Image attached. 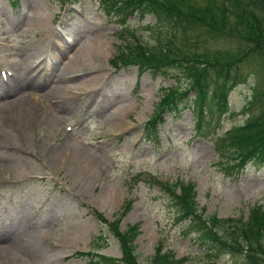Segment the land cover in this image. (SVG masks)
Here are the masks:
<instances>
[{
    "label": "rangeland",
    "instance_id": "obj_1",
    "mask_svg": "<svg viewBox=\"0 0 264 264\" xmlns=\"http://www.w3.org/2000/svg\"><path fill=\"white\" fill-rule=\"evenodd\" d=\"M12 1L0 0V28L10 40L8 46L0 42V59L15 71L8 86L0 82V105L10 104L0 114V168L14 169L11 177L0 179V247L16 244L26 264H87L69 258L78 251L116 257V262L122 256L119 243L92 209L113 221L130 205L121 230L140 225L139 264H151L159 242L177 258H188L185 264H245L217 252L210 256L187 236L169 197L154 183L155 177L170 185L196 183L194 200L206 219L241 223L253 206L264 205V169L249 165L233 178L215 165L216 139L248 118L245 109L255 86L262 102L255 113L264 108V55L245 51L234 33L240 27L233 0H188V10L198 11L201 21L169 39L180 53H205L208 60L222 62L235 57L236 68L247 77L229 92L227 114L210 112L199 121L189 110L181 117L167 113L158 143L145 139V124L168 88L180 82L186 87L190 80L174 79L175 72L167 78L142 75L136 67L111 63L122 46L153 48L165 31L156 27L154 16L133 17L123 32L119 21L105 14L101 0H19L18 7ZM75 10L83 13L87 32L81 39L75 38ZM208 21L217 28L206 26ZM55 30L69 42L85 41L94 52L104 42L101 81L86 80L92 72L80 71L91 67L77 63L72 75H83L64 85L70 88H55L54 76L67 59L54 40ZM180 53L179 59L187 54ZM34 58L38 64L46 59L47 68L30 69ZM122 107L128 110L119 115ZM229 226L227 232L233 222Z\"/></svg>",
    "mask_w": 264,
    "mask_h": 264
},
{
    "label": "trees",
    "instance_id": "obj_2",
    "mask_svg": "<svg viewBox=\"0 0 264 264\" xmlns=\"http://www.w3.org/2000/svg\"><path fill=\"white\" fill-rule=\"evenodd\" d=\"M119 3V6L117 5ZM188 0H116L112 9L116 12L121 7L122 14L127 18L136 12H150L157 16L167 27H177L179 31H189L201 21L198 11L188 10ZM235 15L239 31L234 32L243 39L248 53L256 52L264 55V0H233ZM206 26L217 28L206 22ZM169 37L165 35L156 47L157 55L153 48L143 50V44L137 48L131 46L127 51L121 52L115 65L125 66L137 64L141 71L151 69L155 73H165L167 70L178 69L190 80L187 90L175 88L162 101L160 108L150 119L147 126L157 127L163 122L164 113H181L186 107L194 110L197 116L203 115L206 110H218L226 113L228 110V96L233 84L237 82V58L229 61L208 60L205 53L190 54L189 51L181 53L173 46L167 44ZM186 52L185 56L182 54ZM182 56L180 59L177 54ZM247 55V53H246ZM209 57V58H208ZM159 59H163L159 62ZM180 63V64H179ZM193 68H197L196 75ZM142 71V72H143ZM187 80V79H186ZM262 104L258 96H254L251 109L256 112ZM264 108L253 113L248 123L243 127L231 130L221 140L219 152L220 161L224 170L242 168L248 164L264 167ZM223 144V145H222ZM181 187L178 194L176 188ZM172 186L162 184L161 188L169 196L177 208L181 220L187 223L191 233L196 234V239L201 247L207 250H223L234 257L243 256L247 264H264V211L260 206L252 208L246 221L239 222L234 219L221 220L217 217L206 219L204 212H200L195 203L194 184L180 183ZM233 222V227L227 232L226 226ZM139 228L130 227L125 232H119V223L113 224V230L118 237L124 257V264H138L135 240L140 234ZM220 229L226 230L223 234ZM103 261L108 259H101ZM151 264H183L176 260V255L171 251H164V245H158Z\"/></svg>",
    "mask_w": 264,
    "mask_h": 264
},
{
    "label": "bare ground",
    "instance_id": "obj_3",
    "mask_svg": "<svg viewBox=\"0 0 264 264\" xmlns=\"http://www.w3.org/2000/svg\"><path fill=\"white\" fill-rule=\"evenodd\" d=\"M79 14H80V12H78L77 10H75V12H72L73 19L75 20V24L77 27H78V22H79ZM82 25H83V20H82ZM9 28L11 30H13V28H16V26H13V27L9 26ZM3 30H4L3 28H0V42L5 41L4 38L2 37L3 36ZM86 33L87 32L84 31L83 27H79L75 31V38L76 39L84 38V37H86ZM53 35H54L55 42L59 44V47H61V51L67 55L66 62L62 64L63 70L61 71V75L56 82L57 85L55 88L59 89V86H64L68 82H70V83L74 82L75 77H79V76L83 75L80 72H92V77H88L86 80H92V79H95V77H98L97 82H99L103 79L104 76L101 75V72L106 71V69L104 67H102L103 61L105 60L104 59L105 54H103V47L105 48L104 42H103V44H101V48H99V50L94 52V51H91V50L84 47L83 44H86L85 41L82 42V41L74 40V41H71L69 44H67L64 37L61 36V33L59 31L55 30ZM1 45L4 46L5 44H1ZM70 50H73V52L75 51V53L71 54ZM105 50H106V48H105ZM38 60H39V58H34V60L31 59L29 61L28 66L30 67V69L33 70V69L38 68L44 64V63L38 64L37 63ZM77 63H79V64L83 63L84 67L86 65H89L91 68L86 69V70H82V71L78 72L79 74H77V75H76L77 72H75V74L72 75V73L74 72V70L76 68ZM0 64H2L1 59H0ZM54 80H56L55 77H54ZM78 80L81 81L82 79H78ZM86 80H84V81H86ZM84 81H82L80 84H78L76 88H78V87L80 88V86L82 84H85ZM0 82H1V84H3L1 80H0ZM70 87L71 86H64V88H70ZM8 105H10V104L5 103L3 105H0L1 106L0 107L1 108L0 114L3 115V112L5 111L6 107H8ZM128 105H130V103ZM127 110H128V107H122L118 110V114L120 115L121 113H124ZM55 116L53 115V117H55ZM0 118H1V116H0ZM0 124H2L1 119H0ZM13 170L7 169V168H3V169L0 168V179L3 177H11L12 174L14 173ZM7 180H11V179H7ZM0 181H2V180H0ZM12 245L15 247L16 244H12ZM13 246H11L7 249L0 247V264H26L25 259H23L21 256L23 251L19 248H16V247L14 249H12Z\"/></svg>",
    "mask_w": 264,
    "mask_h": 264
}]
</instances>
